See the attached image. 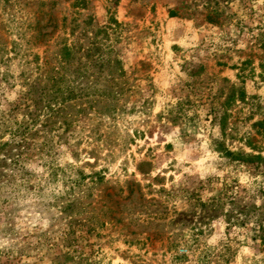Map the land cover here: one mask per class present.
Returning a JSON list of instances; mask_svg holds the SVG:
<instances>
[{"label": "rangeland", "instance_id": "obj_1", "mask_svg": "<svg viewBox=\"0 0 264 264\" xmlns=\"http://www.w3.org/2000/svg\"><path fill=\"white\" fill-rule=\"evenodd\" d=\"M1 147L0 264H264V0H0Z\"/></svg>", "mask_w": 264, "mask_h": 264}, {"label": "trees", "instance_id": "obj_2", "mask_svg": "<svg viewBox=\"0 0 264 264\" xmlns=\"http://www.w3.org/2000/svg\"><path fill=\"white\" fill-rule=\"evenodd\" d=\"M115 22H117V21H115ZM90 55V54H89ZM71 56H72V50H71V48L70 47H68V46H65L63 49H62V61L63 62H69V60L71 59ZM73 94H74V92H69L67 95H65V94H63V95H61L60 96V98H62V102L63 101H68V100H71L74 96H73ZM244 96H245V94H243V96H242V100H244ZM59 98V97H58ZM35 106H37V108L35 109V110H31L30 111V115L32 116V121L34 122V123H36L37 122V119L38 118H40L39 117V115H41V113L42 112H44V110H49L51 107H49L48 105L47 106H44V107H42V108H40L39 109V107H38V104L37 105H35ZM50 112H53V110H49ZM24 132H22V130L20 131V130H17V133L15 132L13 135H12V137H13V142L17 139V138H19L20 136H22V134H23ZM5 145H9V144H5ZM1 150H2V147H1V149H0V156H2V157H4V159H10L11 157H13L14 156V159H19L20 157H21V155H22V150H18L17 152H20L19 154H17V158H15V155L16 154H12V153H5V154H2V152H1Z\"/></svg>", "mask_w": 264, "mask_h": 264}]
</instances>
